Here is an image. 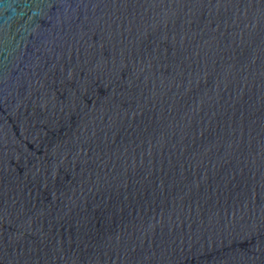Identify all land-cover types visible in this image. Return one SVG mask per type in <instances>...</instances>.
I'll list each match as a JSON object with an SVG mask.
<instances>
[{
	"label": "water",
	"instance_id": "1",
	"mask_svg": "<svg viewBox=\"0 0 264 264\" xmlns=\"http://www.w3.org/2000/svg\"><path fill=\"white\" fill-rule=\"evenodd\" d=\"M0 264H264V0H0Z\"/></svg>",
	"mask_w": 264,
	"mask_h": 264
}]
</instances>
